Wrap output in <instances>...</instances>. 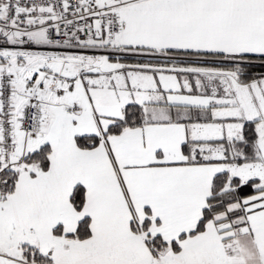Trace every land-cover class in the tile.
I'll use <instances>...</instances> for the list:
<instances>
[{
	"label": "snow or ice",
	"instance_id": "obj_1",
	"mask_svg": "<svg viewBox=\"0 0 264 264\" xmlns=\"http://www.w3.org/2000/svg\"><path fill=\"white\" fill-rule=\"evenodd\" d=\"M0 264H264V0H0Z\"/></svg>",
	"mask_w": 264,
	"mask_h": 264
}]
</instances>
